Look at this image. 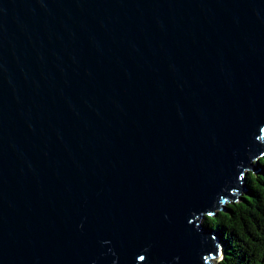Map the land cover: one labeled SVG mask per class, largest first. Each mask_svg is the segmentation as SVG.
Wrapping results in <instances>:
<instances>
[{
	"label": "water",
	"instance_id": "obj_1",
	"mask_svg": "<svg viewBox=\"0 0 264 264\" xmlns=\"http://www.w3.org/2000/svg\"><path fill=\"white\" fill-rule=\"evenodd\" d=\"M262 155L264 0H0V264H219Z\"/></svg>",
	"mask_w": 264,
	"mask_h": 264
},
{
	"label": "trees",
	"instance_id": "obj_2",
	"mask_svg": "<svg viewBox=\"0 0 264 264\" xmlns=\"http://www.w3.org/2000/svg\"><path fill=\"white\" fill-rule=\"evenodd\" d=\"M259 173L246 175V190L224 210L207 215L204 223L219 235L224 246L219 264H264V155Z\"/></svg>",
	"mask_w": 264,
	"mask_h": 264
},
{
	"label": "rangeland",
	"instance_id": "obj_3",
	"mask_svg": "<svg viewBox=\"0 0 264 264\" xmlns=\"http://www.w3.org/2000/svg\"><path fill=\"white\" fill-rule=\"evenodd\" d=\"M218 263V262H217Z\"/></svg>",
	"mask_w": 264,
	"mask_h": 264
}]
</instances>
